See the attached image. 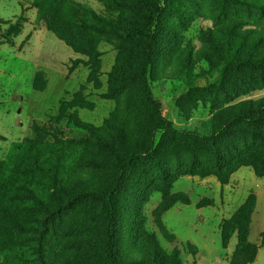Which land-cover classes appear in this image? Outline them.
Segmentation results:
<instances>
[{"label": "rangeland", "instance_id": "1", "mask_svg": "<svg viewBox=\"0 0 264 264\" xmlns=\"http://www.w3.org/2000/svg\"><path fill=\"white\" fill-rule=\"evenodd\" d=\"M160 4L147 52L151 92L172 128L210 136L218 111L264 99V75L237 61L264 60V45L253 48L256 37L264 44V10L240 0ZM138 7L136 0H0V264H101L102 203L72 198L112 183L113 157L99 141L150 140L137 81L144 48L120 56L121 45L138 43L125 31ZM10 26L18 34L9 35ZM119 69L127 72L124 84L115 80ZM153 137L156 146L162 134ZM219 137L230 161L245 158L230 187L214 175H185L164 193L151 161L127 171L117 264H143L153 254L170 261L175 250L182 264H231L237 237L224 249L219 228L250 195L248 242L261 245L264 179L252 166L264 172V124L234 123ZM170 166L174 172L172 159ZM251 264H264V246Z\"/></svg>", "mask_w": 264, "mask_h": 264}, {"label": "trees", "instance_id": "2", "mask_svg": "<svg viewBox=\"0 0 264 264\" xmlns=\"http://www.w3.org/2000/svg\"><path fill=\"white\" fill-rule=\"evenodd\" d=\"M143 11L136 16L133 27L125 28L126 34L138 43L123 44L120 47V56L140 54L141 49L144 61L137 76V81L143 94L145 107L151 121L150 140L147 143L140 142L136 145L117 147L116 140L110 138L108 141H99V145L113 157L114 177L112 183L104 192L89 190L73 194V200L79 198H95L102 203L103 214V237L101 245V264L116 263V218L118 213V194L125 180L127 171L145 160L154 163V168L161 177L163 192H167L172 183L179 176H200L207 177L214 175L221 186L228 184L229 177L244 165L245 158H238L230 161L222 152L218 144L219 135L229 129L234 123L244 124H264V99L256 101H242L235 105L226 107L218 111L213 121L215 124L214 133L210 136H201L195 133L179 131L172 128L162 114L161 106L153 96L147 81L146 70L149 65L148 51L152 47L155 38L153 26L162 12L160 0H136ZM243 4H248L255 9L264 10V2L259 0H240ZM229 30L233 31V26L229 25ZM16 26H10L7 30L9 35L18 34ZM255 46L264 45L259 37L255 39ZM139 42L142 44L139 45ZM254 62L249 56H240L238 62L255 67L258 72L264 75V60ZM125 62V61H124ZM72 69V68H71ZM74 69V68H73ZM118 83L124 84L127 81V72L118 70L115 76ZM161 133L162 138L154 146L153 134ZM120 139L123 138L121 131ZM152 136V137H151ZM226 150V147H222ZM170 159L175 162L176 168L172 172ZM211 159L214 166L208 168L206 162ZM210 160V161H211ZM258 178H264V172L258 167L252 166ZM57 198L58 193H57ZM255 197L250 195L241 205L231 220L223 222L219 228L222 248H226L231 234H236L237 245L231 264L244 260V264L254 262L259 248L264 246V231L260 234L261 245L255 246L248 242L250 218L255 209ZM231 232V233H230ZM230 233V234H229ZM174 260H166L163 257H152L143 264H182L178 258L177 250L173 251ZM248 259H245L247 258Z\"/></svg>", "mask_w": 264, "mask_h": 264}, {"label": "crops", "instance_id": "3", "mask_svg": "<svg viewBox=\"0 0 264 264\" xmlns=\"http://www.w3.org/2000/svg\"><path fill=\"white\" fill-rule=\"evenodd\" d=\"M239 171H240V170H239ZM239 171H237L236 173H234V174L231 176V178H230V182H229L228 185L224 186L225 188H226V187H230V185H231L232 183L235 184L236 179H237V178H236V175H238ZM261 179H264V178H261ZM250 225H251V222H250ZM257 255H258V252H257ZM257 255H256V257H257Z\"/></svg>", "mask_w": 264, "mask_h": 264}]
</instances>
